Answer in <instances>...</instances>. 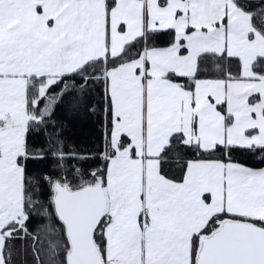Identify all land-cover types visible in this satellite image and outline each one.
Instances as JSON below:
<instances>
[{
	"label": "snow or ice",
	"instance_id": "1",
	"mask_svg": "<svg viewBox=\"0 0 264 264\" xmlns=\"http://www.w3.org/2000/svg\"><path fill=\"white\" fill-rule=\"evenodd\" d=\"M0 264H264V0H0Z\"/></svg>",
	"mask_w": 264,
	"mask_h": 264
},
{
	"label": "trees",
	"instance_id": "2",
	"mask_svg": "<svg viewBox=\"0 0 264 264\" xmlns=\"http://www.w3.org/2000/svg\"><path fill=\"white\" fill-rule=\"evenodd\" d=\"M95 125L91 121H81L76 124L75 128L71 129L73 138L78 142H83L90 139L95 134Z\"/></svg>",
	"mask_w": 264,
	"mask_h": 264
}]
</instances>
